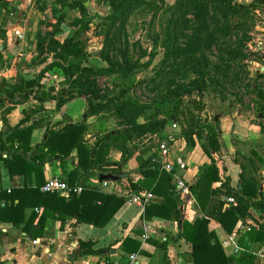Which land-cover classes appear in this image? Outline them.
I'll use <instances>...</instances> for the list:
<instances>
[{
  "label": "trees",
  "instance_id": "trees-1",
  "mask_svg": "<svg viewBox=\"0 0 264 264\" xmlns=\"http://www.w3.org/2000/svg\"><path fill=\"white\" fill-rule=\"evenodd\" d=\"M50 1L52 20H45L48 27L47 31L39 30L33 35L31 51L34 57L29 64L31 68H36L39 65H43V68L32 76L19 74L16 78L0 81V99L4 101L5 99L14 101L18 96L21 98L17 103L28 100L30 97L42 102L54 100L57 99V96L53 95L52 92L55 86L60 83H70L85 93L98 95L97 80L92 77L121 74L125 71V68L116 64L104 67L90 60L93 55L82 42V37L87 34L96 15L91 14L86 5L87 0ZM103 1L110 7L111 12L105 17L110 19L112 25L121 20L126 21L134 11L146 3V0ZM0 2L4 7L11 8L8 0H0ZM257 2L264 5V0H252L247 6L237 0H176L174 12L184 14L194 11L201 21L199 29L187 43L184 52L191 59H195L197 63L207 68L206 50L213 47L219 36L228 37L231 35L233 33L231 20ZM37 5L43 11L48 9L47 0H37ZM70 10H77L79 15H76L69 23L74 29V34L62 42L57 39V35L63 33L62 26L67 22ZM244 46V39L237 41L236 47L229 51V56L220 58L221 63L226 67H231L240 58H246L247 54L242 50ZM197 53H200V56L195 58L194 55L196 56ZM127 63L130 62L127 61ZM199 70V76L192 78L187 84L188 91H191L192 88L196 92L202 93L204 91L206 73L202 69ZM257 73L263 75L261 68ZM48 74L58 76L54 86L49 88L42 83ZM253 91L257 115H262L260 127L264 134V82H255ZM64 102L66 100H57V107L60 108ZM130 103L132 101L119 104L118 112H126ZM0 104L3 102L0 101ZM133 106L132 119L128 121L130 125H127L124 130H107L109 135L103 134L94 145L85 142L84 136L88 128L85 117L75 124H68L62 130H49L45 141L35 147L31 146L35 123L30 126L19 124L3 131L0 135L2 142L0 148L6 151L7 156L4 157L0 153V160L4 161L5 167L11 175L23 174L29 177L36 173L39 178L43 172V163L46 158L58 155L64 161L76 149L78 165L65 180L72 185L85 186L86 189L81 194L72 196L44 193L41 191L44 180L41 181L40 179H37L36 183L27 180L24 186L12 188L10 192L0 189V221L17 226L23 224L24 230L31 231L29 226L34 227V229H37L39 225L43 226L47 219V211L54 210L59 212L64 219L68 216H77L80 222L92 223L99 227L107 225L123 206L125 198L104 192L97 186H92L89 181L94 176L95 168L105 172L107 170L105 167L113 164L107 158L111 147H118L126 155L127 150L124 144L129 133L139 129L141 132L152 131L160 135L158 140L152 142L140 157L141 172L145 178L143 184L149 187V191L155 196L162 198L161 202L152 201L146 207L144 218L158 217L166 220H182L179 237L185 238L191 244L190 260L192 264H236L240 261V258H236L235 255L227 254L222 241L209 230L208 224L211 218L218 220L231 234L235 233L240 222L255 221L256 226L251 228L252 237L254 234L258 240L264 242V198L260 196V183L255 176L249 177L243 174L241 176L242 187L237 192L229 187V182L226 181L225 185L228 188L225 193L227 196H234L236 204L226 208L224 201L214 202L213 196L218 194V191L212 190V185L221 179L215 158L211 164L201 168L196 182L191 185V191L196 196L198 205L205 215L196 218L193 222L182 216L181 206L184 199L175 189L172 174L162 170L160 162L154 161V158L158 156L157 149L155 153L148 154L162 141V133L168 125L167 120L165 118H150V120L148 119L149 124H137L136 118L145 111L147 106L145 104L137 105L135 102H133ZM86 113L89 115L98 114V109L94 107L89 111L87 110ZM170 118L176 120L177 116L172 114ZM184 123L186 124H184L181 134L188 139L190 144H194V134L202 138L203 133H206L207 139L203 142L205 150L209 154L220 150L221 129L218 121L202 122L200 114L195 112L191 105H187ZM34 150L36 151L35 154L28 159L27 155ZM136 187L134 185V188ZM40 207H43L44 211L38 214L37 209ZM29 208L33 210L28 215L27 209ZM253 209L261 212L263 222L254 218ZM35 222L37 223L35 224ZM36 231L35 234H32L33 237L41 234L40 229ZM80 242L88 248V253L103 252V250L93 249L95 241L81 240ZM167 243L168 241L164 242L163 248H166ZM122 244L127 251H138L141 242L127 237Z\"/></svg>",
  "mask_w": 264,
  "mask_h": 264
},
{
  "label": "crops",
  "instance_id": "crops-1",
  "mask_svg": "<svg viewBox=\"0 0 264 264\" xmlns=\"http://www.w3.org/2000/svg\"><path fill=\"white\" fill-rule=\"evenodd\" d=\"M8 1L11 8L4 7L0 2V81L16 78L19 74L32 76L43 68V65L36 68L29 66L34 57L31 49L33 35L36 32L33 33V29L38 24L40 14L37 1ZM47 1L48 4L51 3ZM66 27L71 28L64 23L63 32ZM17 30L21 32L20 35H16ZM72 31L74 32V29ZM262 60L264 61V54ZM49 76L51 74L42 81L47 88L55 82V80L49 82ZM53 77L58 79L57 75ZM20 98L18 96L14 101L0 99L3 102L0 104V135L3 131L19 124L30 126L35 123L32 147L42 144L49 130H62L68 124H75L84 117L87 118L88 126L84 138L90 145L97 143L103 134L108 136L107 130H122L113 118L103 116V113L93 115L86 113L84 100H67L58 108L57 100L42 102L30 97L28 100L17 103ZM261 118L258 116V121L253 122V115L242 114L238 110L216 114L214 120L219 122L221 129L220 150L212 154L203 147L206 133H203L202 138L194 134V144H190L181 134L184 124L180 128L168 124L162 133V140H166L170 135L173 136L170 145L175 172L192 185L196 182L201 168L211 164L215 158L221 179L212 185V190L218 191V194L213 196L214 202L224 201L225 207H230L232 204L227 202L228 196L225 192L228 187L225 182H229V187L239 192L243 174L256 177L260 183V196L264 198V134L260 127ZM212 120V118L206 119L209 123ZM139 121L141 123L143 119ZM139 137L141 136L131 139L128 137L124 144L127 150L126 155L118 147H111L107 158L113 164L107 165L105 172L95 168L94 176L89 181L92 186H97L104 192L125 198V203L107 225L99 227L92 223L80 222L77 216H68L64 219L54 210L47 211V219L43 226L39 225L37 229L29 226L31 231L24 230L23 224L17 226L0 221V264H126L131 253L138 254L140 264H192L191 244L185 238L179 237L182 220H166L158 217L145 219L144 212L139 207L127 202L130 194L149 191V187L143 184L145 178L141 172L140 162V157L147 148L140 144ZM1 144L0 140V146ZM155 150V147L152 148L148 154L155 153ZM35 152V150L30 152L27 158L30 159ZM0 153L4 157L7 156L6 151L1 148ZM77 165L76 149L64 161L58 155L46 158L39 178L36 173L29 177L23 174L11 175L4 161L0 160V189L10 192L12 188L24 186L27 180L36 183L37 179H40L45 182L53 176L66 179ZM103 173H111L119 176L120 179L108 181V184L104 185V181H101L99 177ZM134 185L137 187L134 188ZM40 208L42 210L38 214L44 211L43 207ZM181 209L182 216L192 222L205 215L193 193L186 196ZM32 210V208L27 209V214L29 215ZM253 213L254 218L263 222L259 210L253 209ZM146 222L151 224L153 231L151 237L143 242V226ZM254 222H240L238 229L231 234L218 220L211 218L208 228L219 240H233L240 247V250L235 253L225 248L227 254L240 258L236 264H264V242L258 240L254 234L253 238L251 234V228L256 226ZM38 229L41 230V234L33 237L32 234H35ZM127 237L141 242L138 251L126 250L122 242ZM36 240L38 243H34ZM81 240L95 241L93 249L103 250V252L88 253V248L81 244ZM165 241L168 243L166 248H163Z\"/></svg>",
  "mask_w": 264,
  "mask_h": 264
},
{
  "label": "rangeland",
  "instance_id": "rangeland-1",
  "mask_svg": "<svg viewBox=\"0 0 264 264\" xmlns=\"http://www.w3.org/2000/svg\"><path fill=\"white\" fill-rule=\"evenodd\" d=\"M237 1L246 6L252 2ZM175 3L176 0H146L126 21L112 25L105 17L111 12L109 5L103 0H87L91 14L96 15L87 34L82 37V42L93 55L90 60L104 67L116 64L125 71L92 77L97 80L98 95L85 93L70 83H60L52 92L57 96L54 100H84L86 110L95 107L98 114L113 118L122 130L130 125L128 121L132 119L133 102L147 106L136 118L137 124H149L150 118H165L169 126L178 123L180 128L185 124L187 105H191L190 101L194 98L204 105V111L199 113L202 122L210 118L214 120L216 114L237 110L253 115V122H257L253 85L264 82V61L261 58L264 54V5L257 2L231 20L233 33L228 37L219 36L213 47L206 50V68L184 52L201 21L194 11L184 14L174 12ZM51 8L49 3L46 11L40 9L33 33L47 31L45 20H52ZM76 15H79L77 10H70L66 25L71 27L69 23ZM65 30L57 35L61 41L74 34L72 27ZM240 39L245 41L242 50L247 57L226 67L220 58H227ZM197 56L200 53L194 55L195 58ZM260 68L263 75L257 73ZM199 69L206 73V86L200 94L193 88L191 91L187 88L189 81L199 76ZM48 80L58 79L49 76ZM131 101L126 112H118L119 104ZM172 114L177 116L176 120L170 118ZM139 119L143 121L139 123ZM157 134L148 131L145 136V132L135 129L129 133V139L141 136L140 144L148 148L158 140L160 135Z\"/></svg>",
  "mask_w": 264,
  "mask_h": 264
},
{
  "label": "built area",
  "instance_id": "built-area-1",
  "mask_svg": "<svg viewBox=\"0 0 264 264\" xmlns=\"http://www.w3.org/2000/svg\"><path fill=\"white\" fill-rule=\"evenodd\" d=\"M20 34L21 32L17 30L16 35ZM177 126L178 123L173 124V127ZM170 140H173V136L171 135L168 136L166 140H162L157 144L156 149L158 156L157 158H154V161L160 162L161 169L172 174L173 184L177 193L180 194L183 199H185L186 196L192 194L191 184L187 182L182 175H178L175 172V163L171 159L172 148L170 145ZM103 184L107 185L108 181H104ZM84 189H86L85 186L69 184L65 179L58 176L49 177L41 186V191L44 193H59L64 196L79 195L84 191ZM154 198L155 195L151 191L134 192L127 197V202L136 205L142 212H145L146 207L154 200ZM227 202L236 204V199L234 196H228ZM41 210V208H38L37 212H40ZM143 228L144 232L142 234V241L145 242L151 237L153 228L148 222H146ZM34 243H38V240H36ZM222 244L225 248L232 250L234 253L240 250V247L233 240L224 239L222 240ZM126 264H140L138 260V254H129L128 262Z\"/></svg>",
  "mask_w": 264,
  "mask_h": 264
},
{
  "label": "water",
  "instance_id": "water-1",
  "mask_svg": "<svg viewBox=\"0 0 264 264\" xmlns=\"http://www.w3.org/2000/svg\"><path fill=\"white\" fill-rule=\"evenodd\" d=\"M198 93L200 94L201 92L199 91ZM190 104L192 105L193 110L195 112L201 113V112L204 111V105H203V103L200 100H198V98L192 99L190 101ZM259 116L262 117L261 114H259ZM204 139L206 140V136H204ZM99 177H100V180L101 181H111V180L115 181V180H119L120 179L119 176L113 175L111 173H105V174L103 173V174H100ZM153 201H155V202H161L162 199L160 197H155ZM113 252H114V250H113Z\"/></svg>",
  "mask_w": 264,
  "mask_h": 264
}]
</instances>
